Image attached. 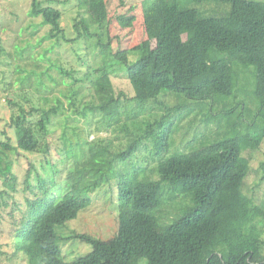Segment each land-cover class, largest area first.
<instances>
[{
  "label": "trees",
  "instance_id": "obj_1",
  "mask_svg": "<svg viewBox=\"0 0 264 264\" xmlns=\"http://www.w3.org/2000/svg\"><path fill=\"white\" fill-rule=\"evenodd\" d=\"M28 1L32 33L47 25L45 37L56 44L95 39L100 63L80 57L85 70L77 76L80 69L55 62L43 66L32 50L17 44L15 52L7 51L0 38V109L3 102L12 109L9 126L16 139L7 131L0 138V222L9 207L12 218L21 215L14 221L15 254L22 252L27 264H264V201L245 188L251 153L264 143V0H191L229 4L224 16L207 5L185 6V0H142L146 38L127 49L113 45L112 0H71L77 11L73 37L66 34L57 6L70 0ZM135 9L130 5L114 15L121 28L134 25ZM38 17L40 24L33 21ZM5 56L12 58L6 64L16 78L8 85L1 68ZM234 62L255 68V109L229 102L237 87ZM120 75L129 90L116 86ZM78 83L93 92L81 108L69 91ZM46 93L55 95L33 99ZM68 109L73 117L65 115ZM59 117L62 162L72 160L64 192H53L55 183L51 187L39 173L32 184L30 170L21 187L16 163L24 153H49L46 136ZM93 123L97 134H107L90 139ZM180 131L192 136L177 147ZM144 150L152 167L137 164V153ZM45 163L53 176L59 172L50 158ZM114 180L117 233L103 239L73 232L70 238L92 250L66 260L58 228L76 219L92 204V195ZM28 190L35 198L26 195L22 208L17 195ZM164 204L175 211L169 220Z\"/></svg>",
  "mask_w": 264,
  "mask_h": 264
},
{
  "label": "rangeland",
  "instance_id": "obj_2",
  "mask_svg": "<svg viewBox=\"0 0 264 264\" xmlns=\"http://www.w3.org/2000/svg\"><path fill=\"white\" fill-rule=\"evenodd\" d=\"M45 4H48L49 0H42ZM173 2V0H170ZM126 5L121 6L119 0H112V24L110 26L111 34L113 36L114 48L127 49L129 47L137 45L139 42L146 38L143 14H142V0H125ZM130 5H135L136 9L133 14L136 17L134 25L129 28H121L116 22L114 15L119 12H125ZM185 6L196 7L198 9H204L207 5L210 10L213 11L215 15L221 16L226 15L230 9L229 4L217 3V2H202L194 3L191 0L184 1ZM63 10L62 25L66 28V34L69 37H73L75 31L73 30L74 19L77 15L76 2L69 1L68 4H57ZM214 8V9H213ZM29 1L28 0H0V38L1 44L4 45L7 51L15 52L16 44L23 47L26 50H32L33 59L43 66H49L50 62H55L58 65H62L68 69L76 68L80 69L77 76H81L82 72L85 70L83 66L84 62L80 60V57L85 58L86 61H90L92 64L97 65L100 63L99 50L94 46L95 39L89 38L81 41L79 45L73 43H67L61 41V43L56 44L53 40L46 38V32L49 26H40L36 33H32L33 30L28 26L32 21L31 17L28 15ZM34 23H42V18L38 17L33 19ZM45 37V39H44ZM41 42V43H40ZM55 44H53V43ZM40 43V44H39ZM53 47V48H52ZM46 52V58L40 60V54ZM225 55V54H223ZM49 58L51 61L46 60ZM10 57H3L1 68L4 69V85L16 78H13L11 65L6 64L7 61L11 60ZM18 61V60H16ZM23 61H18L17 63H22ZM29 69L32 66H28ZM39 69V68H38ZM233 69L235 71V78L237 87L234 89L233 94L229 98L231 104L238 102H243L255 109L259 105V99L255 94V68L254 66H246L240 62L233 63ZM54 76H58L57 70L54 69L52 72ZM69 81V79H68ZM114 82L118 89L129 90V83L124 75L116 77ZM52 84V81H48ZM19 84H15L18 87ZM69 91L72 92L73 98L75 100V107L81 108L88 100L91 99L93 92L88 87V84L78 83L75 86L69 87ZM18 93V92H17ZM58 94V91L55 92ZM55 94H35L33 96L34 100L38 97L52 98ZM19 98L23 96L19 93L16 94ZM15 99V97L13 96ZM49 103H53L52 101ZM74 109V108H73ZM73 109H68L65 115L74 116ZM75 110V109H74ZM12 114V109L8 103L3 102V106L0 109V138H4L3 131H7L9 136L15 141V130L9 126L10 116ZM95 119V118H93ZM187 120L185 119L184 123ZM81 125H85L84 119L81 118ZM64 123L62 119L57 118L54 123L50 125L49 134L46 136L49 142V153H24L15 165V172L19 175V179L22 182L25 181L28 170L31 171V183L36 184L37 174H41L42 178H48L49 184L52 187V182L55 183V187L52 189L53 192L58 194L59 192H64V186L66 177L68 174V169L72 166V160L62 162L64 158L63 154V140H62V127ZM92 130L91 138L96 136H105L107 133L104 131L97 134L95 132L96 124L93 123L90 127ZM70 130V129H69ZM193 130V129H192ZM117 134H119L117 132ZM191 134L182 135V132H177L175 134V146H183L188 139L191 138ZM182 138H185L182 140ZM116 142H119L116 140ZM152 145L148 144V149L151 150ZM251 161V172L246 179V191L253 195L257 202L264 201V180H261V176L264 175V171L261 169V162L264 161V143L262 147L255 152H252ZM148 151L144 150L138 152L136 156L137 164L147 165V167H152L153 161L148 158ZM46 157L50 158L54 164L57 165L59 172L53 176L50 166L45 163ZM41 164L45 165L44 168ZM32 165L35 169H32ZM117 182L114 180L111 184L105 185L103 188L99 189L96 193L92 195V204L86 209L82 210L78 217L70 222H68L64 227L58 228V233L63 239L60 240L59 244L62 250L63 257L66 260H73L80 255H84L92 250V246L89 243L82 242L79 239L70 238L73 232L78 233H89L94 236L108 239L117 233L119 226L118 217V203L116 201L115 187ZM23 183H22V186ZM112 190V191H111ZM35 193H38L35 191ZM39 194V193H38ZM29 196L35 198V194L30 190L23 192L21 191L17 195V201L21 203L22 208H26L25 197ZM114 195V196H113ZM163 214L168 216V220L173 217L174 210L170 205L164 204ZM11 207H9L4 214L2 221L0 222V245L3 251L0 254V264H27V260L22 252L15 254V244H14V230L16 229L15 219L21 217L19 212H15V219L9 214ZM165 212H169L166 214ZM166 220V219H165Z\"/></svg>",
  "mask_w": 264,
  "mask_h": 264
}]
</instances>
